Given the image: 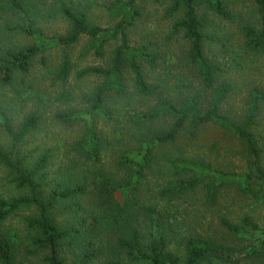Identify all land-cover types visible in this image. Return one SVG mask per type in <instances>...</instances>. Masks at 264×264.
I'll return each mask as SVG.
<instances>
[{
    "label": "trees",
    "instance_id": "1",
    "mask_svg": "<svg viewBox=\"0 0 264 264\" xmlns=\"http://www.w3.org/2000/svg\"><path fill=\"white\" fill-rule=\"evenodd\" d=\"M141 1L104 3L109 23L100 25L89 11L95 0H54V9L45 13L46 0H0V83L18 88L16 100L23 105L34 100L22 99V93H36L25 80L38 57L43 69L65 82L76 67L70 52L84 37L83 55L93 52L100 59L115 44L108 65L77 72L79 79L100 80L83 97L86 104L52 115V125L81 127L59 163L58 146L34 141L48 119V100L39 97L19 122L7 123L9 143H0V167L12 192L0 195V264H66L61 250L67 243L78 247L72 264H241L249 257L264 262V230L258 243L253 246L249 237L238 251L223 239L261 230L244 213L242 201L228 199V189L232 185L242 195L264 189V134L259 130L264 90H250L242 118L224 112L234 87L222 62L207 54L212 40L207 17L215 15L233 22L225 45L235 42L252 57L264 55V0H171L165 16L174 20L172 33L182 34L179 60L187 66L173 84L151 81L158 67L164 69L153 42L131 40L143 18ZM237 4L245 5L241 12L255 8L254 18L234 13ZM54 16L68 23L66 32L44 30L43 21ZM53 50L62 52L57 65L46 58ZM55 98L70 102L75 96L62 90ZM207 126L238 141L245 157L242 172L219 171L177 145L182 138L194 145ZM164 171L174 179L148 196L149 174L162 177ZM177 201L217 206L218 221L205 224L204 212L198 211L195 223L180 233L168 207ZM59 212L69 215L64 226ZM17 217L23 235L9 224Z\"/></svg>",
    "mask_w": 264,
    "mask_h": 264
},
{
    "label": "rangeland",
    "instance_id": "2",
    "mask_svg": "<svg viewBox=\"0 0 264 264\" xmlns=\"http://www.w3.org/2000/svg\"><path fill=\"white\" fill-rule=\"evenodd\" d=\"M110 1L112 0H95L96 4L92 5L89 10L93 22L100 25H107L109 23L108 15L102 5ZM170 1L171 0H162L161 2H156L154 0H142L139 5L143 10V18L140 20L136 28L131 31V40L133 43L153 42L154 48L161 55L160 57L162 59L160 60V63L163 65L164 69L158 67V73L151 75V81L156 83H160L165 79V81L173 84L176 80L175 77L179 74L181 75L182 71H185L187 67L182 60H179L185 44L182 34L172 33V24L174 20L165 16ZM53 2L54 0H46V6H42L43 13L48 12L51 8L54 9ZM244 6L245 5L243 4H237L233 12L242 13V17L245 19H249L251 16L253 19L255 8L250 7L249 9H245L244 12H241L244 9ZM207 22L210 27V37L212 38V40L207 41V54L211 59L222 62L220 63L225 69H227V75L234 87V91H232L223 105V111L233 117L242 118L247 110V100L250 90L255 86L264 90V55H254V57H252V55L250 56L246 51L241 49L238 50L235 42H227L225 45L224 40L228 38V33L232 31L233 22H230V20L226 21L224 18L214 15L211 17L208 16ZM43 27L48 34L64 33L68 28V23L64 19L54 16L51 19H45L43 21ZM87 40V37H84L71 50V59L76 67L73 74H71L70 78L65 82H62L59 79L55 80L53 75L54 71L49 72L48 70L43 69L40 57L34 61L32 74L27 77L25 81L28 85V81L31 80L36 93L33 94L32 91L27 90L23 91L22 99H25L28 96H32L31 99H34L27 105H23L20 103L21 101L16 100L18 96L16 93L18 88L5 86L0 83L1 144L7 145L9 143V137L6 130L7 123L15 125V123L19 122L24 114H26L35 103H38V98L42 96V99H44L45 102L48 100V103H45L48 119L41 130L36 136H34V141L40 145L44 142H51L53 145L58 146L59 152L57 153L59 157L56 158V160L57 163L61 161V152L66 149L68 146L67 143H70L77 136V132L81 127L80 125H75V127H60L52 125V115L59 110L63 111L73 109L74 107L76 109H81V107L86 104L83 97L86 94H89L100 80L94 76L79 79L77 72L79 69L86 67L108 65V59H110V54L115 46V44L108 45L106 47L105 58L100 59L93 54V52L83 55ZM235 40L239 44L240 37ZM29 41L30 40L26 39V42ZM21 42L23 43V41ZM228 48H230L229 51ZM61 53V50H53L47 53L46 58L49 65H57L60 61ZM251 58L256 61L252 62ZM184 73H182V75H184ZM185 79L188 78L186 77ZM62 90H71L75 96L74 101L59 102L55 96L61 93ZM51 92L55 95L54 97H50L49 93ZM172 94L175 93L172 91ZM259 122V130L264 134V112L262 113ZM194 142V145L187 146V140L182 138L178 141L177 145L180 148H183L187 155L196 157L198 160L201 159L200 161L202 163L212 165L213 168L219 171L238 173V171L242 172L245 169V157L242 154L243 152L238 141L219 129L213 126L204 127L201 129ZM27 146L29 147V145ZM148 178V189H146L148 196L153 190L159 189L162 184L174 179L171 176V173L169 175V172H165L162 177L155 174H149ZM230 186L231 188L228 189L230 197H228V199L235 201L236 203L242 201L245 209L244 213L249 214L253 219V222H255L261 229L258 232L249 230L246 237L240 238L223 235L224 241L238 251L241 246L245 247L250 243L249 237H251V243H253V246L258 243L260 233L264 230V189L256 188L255 195L254 193L242 195L234 186ZM9 192L12 191L11 186H9L7 182L6 172L3 167H0V195L7 196ZM168 207L176 215V218H172L171 224H173L174 228L178 229L180 233H185V230L188 229L189 225L195 223L194 218L198 211L204 212L205 224H212L213 222L216 224L218 221L217 214L215 213V210L218 209L217 206L209 207L202 205L200 202L192 204V201H177V203L173 202V205H169ZM203 208H207V211ZM214 214L215 217H213ZM57 217L62 226L68 223L66 219L69 218V215H65L64 212H59ZM20 220V217L13 218V221L9 224L17 228L20 234L23 235L24 232ZM173 241L176 242L174 238ZM77 250L78 247L75 248L69 243L62 247L61 255H63L62 258L65 259L66 264H72L75 261ZM180 253L183 254L182 252ZM31 259L34 260L32 256ZM28 260H30V258ZM241 264H264V262L259 257H249Z\"/></svg>",
    "mask_w": 264,
    "mask_h": 264
}]
</instances>
